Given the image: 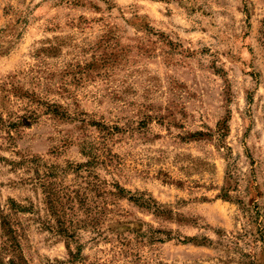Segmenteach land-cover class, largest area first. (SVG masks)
I'll list each match as a JSON object with an SVG mask.
<instances>
[{
  "label": "rangeland",
  "instance_id": "rangeland-1",
  "mask_svg": "<svg viewBox=\"0 0 264 264\" xmlns=\"http://www.w3.org/2000/svg\"><path fill=\"white\" fill-rule=\"evenodd\" d=\"M0 264H264V0H0Z\"/></svg>",
  "mask_w": 264,
  "mask_h": 264
}]
</instances>
